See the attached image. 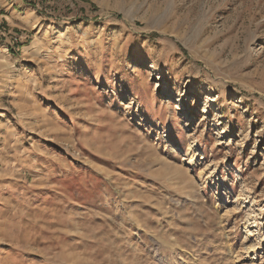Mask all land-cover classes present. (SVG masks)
<instances>
[{"label":"rangeland","instance_id":"374dc122","mask_svg":"<svg viewBox=\"0 0 264 264\" xmlns=\"http://www.w3.org/2000/svg\"><path fill=\"white\" fill-rule=\"evenodd\" d=\"M5 2L0 264H264V0Z\"/></svg>","mask_w":264,"mask_h":264},{"label":"crops","instance_id":"0c3cea01","mask_svg":"<svg viewBox=\"0 0 264 264\" xmlns=\"http://www.w3.org/2000/svg\"><path fill=\"white\" fill-rule=\"evenodd\" d=\"M4 4L8 6L7 11L11 12L10 17L12 19H14V22L12 25H16V26L21 27V26H23L24 23L30 22L36 18L37 19L40 18V20L41 19L43 20V17L40 16L33 9L34 7L24 0H6V2ZM30 9H32V10H30ZM30 14H32V15H30ZM8 19H9V17H8ZM20 22H22V23H20ZM27 38H29V37H27ZM27 38H26V40H27Z\"/></svg>","mask_w":264,"mask_h":264},{"label":"built area","instance_id":"2783aa9c","mask_svg":"<svg viewBox=\"0 0 264 264\" xmlns=\"http://www.w3.org/2000/svg\"><path fill=\"white\" fill-rule=\"evenodd\" d=\"M24 1H26L29 4H34V5H38L39 6V1H41V0H24Z\"/></svg>","mask_w":264,"mask_h":264},{"label":"bare ground","instance_id":"6f19581e","mask_svg":"<svg viewBox=\"0 0 264 264\" xmlns=\"http://www.w3.org/2000/svg\"><path fill=\"white\" fill-rule=\"evenodd\" d=\"M63 34V33H62ZM158 75V74H157ZM158 79H160V76L158 75V77H157ZM17 106V103H15L14 104V107H16ZM195 146H192V145H190V148L189 149H192V148H194ZM256 245L255 244H252L251 246H250V249L252 248V247H255Z\"/></svg>","mask_w":264,"mask_h":264}]
</instances>
